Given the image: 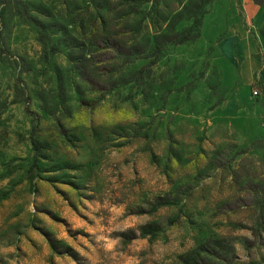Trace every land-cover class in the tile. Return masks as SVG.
<instances>
[{"label": "rangeland", "instance_id": "rangeland-1", "mask_svg": "<svg viewBox=\"0 0 264 264\" xmlns=\"http://www.w3.org/2000/svg\"><path fill=\"white\" fill-rule=\"evenodd\" d=\"M255 1L0 7V264H264Z\"/></svg>", "mask_w": 264, "mask_h": 264}, {"label": "trees", "instance_id": "trees-1", "mask_svg": "<svg viewBox=\"0 0 264 264\" xmlns=\"http://www.w3.org/2000/svg\"><path fill=\"white\" fill-rule=\"evenodd\" d=\"M0 7L6 8V9L8 8L10 13L24 19V21L27 23L33 22L29 7L23 2V0H0ZM40 39L42 42L47 43L49 41V36L45 31L41 30ZM191 40H192L191 33H186L180 37L177 44L178 45L185 44ZM52 49L54 53H58V50H56V48H52ZM154 53H156L155 56H152V57H155L154 60L150 62L146 67H144L138 74L137 80L141 85H145L147 79L152 74L153 67L156 66L163 58L165 54V48L159 47ZM258 85H260L263 91V96H264V75H263V82H258ZM256 96L259 100L260 98L259 92L258 94H256ZM259 103H260V108L263 110L264 109V98H263V101L259 100Z\"/></svg>", "mask_w": 264, "mask_h": 264}, {"label": "crops", "instance_id": "crops-1", "mask_svg": "<svg viewBox=\"0 0 264 264\" xmlns=\"http://www.w3.org/2000/svg\"><path fill=\"white\" fill-rule=\"evenodd\" d=\"M242 5L244 10H262L261 7L255 0H242ZM230 46L231 42L226 41V46Z\"/></svg>", "mask_w": 264, "mask_h": 264}]
</instances>
